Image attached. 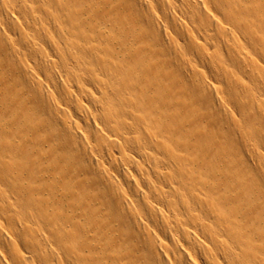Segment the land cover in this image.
Instances as JSON below:
<instances>
[{"label": "bare ground", "instance_id": "bare-ground-1", "mask_svg": "<svg viewBox=\"0 0 264 264\" xmlns=\"http://www.w3.org/2000/svg\"><path fill=\"white\" fill-rule=\"evenodd\" d=\"M0 264H264V0H0Z\"/></svg>", "mask_w": 264, "mask_h": 264}, {"label": "rangeland", "instance_id": "rangeland-1", "mask_svg": "<svg viewBox=\"0 0 264 264\" xmlns=\"http://www.w3.org/2000/svg\"><path fill=\"white\" fill-rule=\"evenodd\" d=\"M197 230H198V228H197Z\"/></svg>", "mask_w": 264, "mask_h": 264}]
</instances>
